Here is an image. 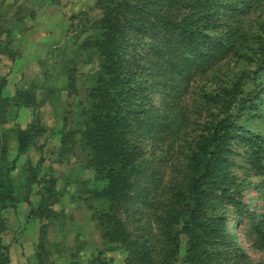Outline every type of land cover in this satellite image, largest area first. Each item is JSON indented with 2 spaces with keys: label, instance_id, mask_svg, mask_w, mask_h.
Returning a JSON list of instances; mask_svg holds the SVG:
<instances>
[{
  "label": "trees",
  "instance_id": "trees-1",
  "mask_svg": "<svg viewBox=\"0 0 264 264\" xmlns=\"http://www.w3.org/2000/svg\"><path fill=\"white\" fill-rule=\"evenodd\" d=\"M94 7L98 17L83 21L95 32L85 31L80 48L97 56L95 74L80 92L69 73L66 88L80 102L76 131L93 173L79 196L102 243L123 264H175L182 238L186 264H264V0H95ZM2 33L0 24L1 41ZM1 41L0 54L9 53L10 39ZM6 82L0 75L2 120L8 107L36 102L31 87L3 95ZM38 131L36 121L13 129V156L0 136V264H10L4 212L21 199L11 171ZM24 173L31 204L40 175L36 167ZM40 183L29 212L51 220L55 181Z\"/></svg>",
  "mask_w": 264,
  "mask_h": 264
},
{
  "label": "rangeland",
  "instance_id": "rangeland-1",
  "mask_svg": "<svg viewBox=\"0 0 264 264\" xmlns=\"http://www.w3.org/2000/svg\"><path fill=\"white\" fill-rule=\"evenodd\" d=\"M94 2L0 0V24L8 30L2 33L0 41L10 39V52L0 54V75H5L7 81L2 94L11 97L18 90L31 87L36 99L31 106L8 107L3 120L0 119V136L7 140L8 155L15 154L13 129L17 126L27 129L35 121L39 129L35 142L11 171L21 199L16 208L4 212L6 230L2 241L9 248L10 264H88L95 257L108 264H123L122 254L102 243L96 222L79 196L84 189L82 185L87 184L93 173L84 165L85 153L76 131L80 102L73 103L66 88L71 73L75 86L82 92L97 68L95 53L80 48L83 35L88 33L85 31L95 32L87 30L83 21L92 22L98 17ZM67 140L74 142L66 143L70 150L65 151L62 143ZM34 167L40 176L31 185L29 204L24 198L27 183L24 169ZM48 177L54 179L58 192L57 202L51 206L58 216L44 220L29 211L38 203L40 179ZM249 195L255 197V190H250ZM182 239L175 264H186L182 261L185 241ZM247 239L242 238L243 244L250 256L258 260L261 253L250 248ZM41 241L44 248L39 251ZM38 254L43 261H39Z\"/></svg>",
  "mask_w": 264,
  "mask_h": 264
}]
</instances>
